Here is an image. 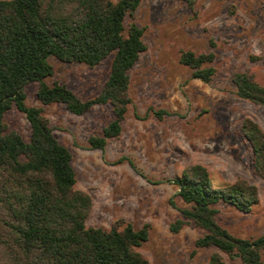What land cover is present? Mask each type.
<instances>
[{"label":"rangeland","instance_id":"obj_1","mask_svg":"<svg viewBox=\"0 0 264 264\" xmlns=\"http://www.w3.org/2000/svg\"><path fill=\"white\" fill-rule=\"evenodd\" d=\"M131 22L143 28L146 49L129 72L131 102L122 131L104 149L91 148L88 138L112 120L110 104L80 115L62 103L42 105L37 82L26 86L25 102L43 106L53 133L72 151L76 187L92 198L87 225L109 228L120 219L135 228L149 223L147 241L136 248L149 264H205L215 249L195 246L202 228L169 229L186 206L172 179L190 164L206 166L216 186L237 179L255 184L259 202L250 212L220 202L216 218L234 236H264V179L252 172L251 147L240 132L246 117L264 129V106L238 96L232 81L235 72L248 71L264 85V0H194L191 5L142 0L126 18V28ZM186 50L214 53L209 82L194 78L180 62ZM112 56L95 66L50 57L54 75L46 80L66 84L80 99L94 97L109 75ZM4 120L28 139L24 113L12 107ZM223 258L225 264H242L237 256Z\"/></svg>","mask_w":264,"mask_h":264},{"label":"trees","instance_id":"obj_2","mask_svg":"<svg viewBox=\"0 0 264 264\" xmlns=\"http://www.w3.org/2000/svg\"><path fill=\"white\" fill-rule=\"evenodd\" d=\"M141 1L0 0V264H149L136 249L147 241L149 223L135 228L120 219L109 228L87 225L92 198L76 187L72 151L53 133L43 106L25 102L26 86L37 82L42 105L62 103L80 115L108 103L112 120L88 142L104 149L118 137L131 102L129 72L146 49L143 28L134 22L125 26ZM109 55V75L94 97L80 99L66 84L46 80L54 75L50 57L95 66ZM213 60L211 51L180 55L192 76L204 82L215 73ZM232 81L238 96L264 106V85L252 73L237 71ZM12 107L28 120V139L6 124L4 115ZM240 132L251 147L252 172L264 179V129L246 117ZM172 182L186 206L169 229L202 228L195 246L215 249L205 264H225L223 254L242 264H261L264 236H234L216 218L220 202L250 212L259 202L255 184L237 179L216 186L200 163L188 165Z\"/></svg>","mask_w":264,"mask_h":264}]
</instances>
